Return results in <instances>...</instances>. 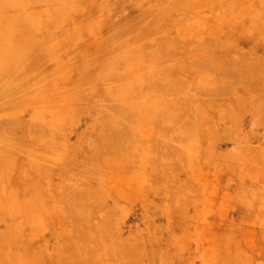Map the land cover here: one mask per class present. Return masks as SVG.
Here are the masks:
<instances>
[{
	"label": "rangeland",
	"instance_id": "1",
	"mask_svg": "<svg viewBox=\"0 0 264 264\" xmlns=\"http://www.w3.org/2000/svg\"><path fill=\"white\" fill-rule=\"evenodd\" d=\"M3 64L0 264H264V0H0Z\"/></svg>",
	"mask_w": 264,
	"mask_h": 264
},
{
	"label": "bare ground",
	"instance_id": "2",
	"mask_svg": "<svg viewBox=\"0 0 264 264\" xmlns=\"http://www.w3.org/2000/svg\"><path fill=\"white\" fill-rule=\"evenodd\" d=\"M65 1H66V0H65ZM70 1H71V0H70ZM67 2H68V1H67ZM26 8H27V7H26ZM3 12H4V11H3ZM24 12H25V11H24ZM7 13H8V12H7ZM9 19H10V18H9ZM24 27H26V26H24ZM20 28H21V27H20ZM24 34H25V32H24ZM14 37H15V36H14ZM25 37H26V36H25ZM18 38H19V37H18ZM16 49H17V48H16ZM10 52H12V51H10ZM219 64H220V63H219ZM4 66H5V65L3 64V65H1L0 67L3 68ZM218 66H219V65H218ZM220 66H221V65H220ZM216 67H217V66H216ZM7 69H8V68H7ZM5 70H6V69H5ZM1 73H2V72H1ZM155 74H156V73H155ZM157 75H160V74H157ZM157 75H156V77H158ZM152 77H154V75H153ZM161 77H162V76H161ZM154 78H155V77H154ZM155 80H156V79H155ZM178 81H179V80H178ZM181 81H182V79H181ZM214 83H216V82H214ZM172 84H173V83H172ZM179 84H181V82H180ZM182 84H183V83H182ZM176 85H177V84H176ZM205 85H206V84H205ZM208 85H209V84H208ZM215 85H216V84H215ZM223 85H224V84H223ZM170 86H171V85H170ZM177 86H178V85H177ZM177 86H175V87H177ZM171 87H172V86H171ZM180 87H181V86L179 85V88H180ZM213 87H214V86H213ZM209 88H210V87H209ZM116 89L119 90V88H116ZM173 89H174V88H173ZM175 89H176V88H175ZM217 89H219V88H217ZM120 90H121V89H120ZM176 90H177V89H176ZM116 91H117V90H116ZM218 91H219V90H218ZM117 92H118V91H117ZM117 92H116V93H117ZM113 93H114V92H113ZM118 93H119V92H118ZM120 93H121V91H120ZM120 93H119V94H120ZM208 93H209V91H208ZM110 95H111V94H110ZM120 97H121V96H120ZM114 98H115V97H114ZM169 102H170V101H169ZM171 103H172V101H171ZM162 104H167V103H162ZM162 104H161V105H162ZM168 104H169V103H168ZM172 104H173V103H172ZM169 107H170V106H169ZM137 108H138V107H136V109H137ZM157 108H158V107H157ZM160 108H161V107H160ZM170 108H171V107H170ZM131 109H134V107H131ZM131 109H130V110H131ZM154 109H156V108H154ZM167 109H168V108H167ZM132 111H133V110H132ZM139 111H140V110H139ZM154 111H156V110H154ZM154 111L152 112L153 115L156 114V113H154ZM168 111H169V110H168ZM170 111H171V110H170ZM170 111H169V112H170ZM183 112H184V111H183ZM133 113H134V111H133ZM138 113H139V112H138ZM173 113H174V112H172V115H173ZM181 113H182V112H181ZM123 114H124V113H123ZM125 114H126V112H125ZM164 114H165V113H164ZM166 114H168V113H166ZM169 114H170V113H169ZM132 115H133V114H132ZM153 115H152V116H153ZM152 116H151V117H152ZM155 116H156V115H155ZM155 116H154V118H156ZM170 116H171V115H170ZM132 117H133V116H132ZM159 117H160V116H159ZM174 117H175V115L173 116V118H174ZM11 118H12V117H11ZM116 118H117V117H116ZM164 118H165V117H164ZM169 118H170V117H169ZM169 118H168V119H169ZM121 119H122V118H121ZM129 119H130V118H129ZM129 119H128V120H129ZM134 119H135V118H134ZM6 120H7V119H6ZM120 121H121V120H120ZM116 122H117V121H116ZM121 122H123V121H121ZM131 122H132V121H131ZM167 123H168V122H167ZM21 124H22V123H21ZM119 124H120V123H119ZM113 125H114V124H113ZM123 125H124V124H123ZM1 126H2V125H1ZM5 126L7 127V125H5ZM21 126H22V125H21ZM113 127H114V126H113ZM119 127H120V126H119ZM121 127H122V126H121ZM166 127H167V126H166ZM3 128H4V127H3ZM44 128H45V127H44ZM41 129H43V127H41ZM115 129H116V127H115ZM17 130H18V129H17ZM197 130H198V128H197ZM43 131H44V129H43ZM164 131H165V130H164ZM183 131H184V130H183ZM19 132H20V131H19ZM14 133H15V132H14ZM188 133H189V131H188ZM105 135H106V134H105ZM182 135H183V134H182ZM184 135H185V134H184ZM196 135H198V134H196ZM196 135H193V137H194V136L196 137ZM30 136H31V135H30ZM189 136L191 137V135H189ZM103 137H104V135H103ZM165 137H166V136H165ZM185 137H186V136H185ZM185 137H184V138H185ZM193 137H191V138H193ZM191 138H190V139H191ZM180 139H182V138H180ZM190 139H189V140H190ZM193 139L195 140V138H193ZM81 140H82V139H81ZM104 140H105V137H104ZM121 140H122V139H121ZM189 140H188V141H189ZM194 140H192V141H194ZM181 141H182V140H181ZM103 142H104V141H103ZM112 142H113V141H112ZM124 142H125V141H124ZM182 142H183V141H182ZM192 143H194L193 146L197 145V141H196V144H195V142H192ZM136 145H137V144H136ZM186 145H187V144H186ZM132 149H133V148H132ZM145 154H146V153H145ZM150 154H151V153H150ZM154 154H156V153H154ZM143 155H144V154H143ZM148 155H149V153H148ZM145 156H147V155H145ZM154 156H156V155H154ZM166 157H168V155H167ZM170 157H171V156H170ZM148 158H150V157L148 156ZM160 159H161V161L163 160L161 157H160ZM169 159H170V158H169ZM170 161H171V160H170ZM158 162H159V161H158ZM169 166H170V165H169ZM154 167H155V166H154ZM160 167H161V166H160ZM156 168H157V167H156ZM158 168H159V167H158ZM103 189H104V188H103ZM84 204H85V201H84Z\"/></svg>",
	"mask_w": 264,
	"mask_h": 264
}]
</instances>
